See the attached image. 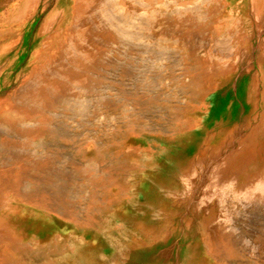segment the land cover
Segmentation results:
<instances>
[{
	"label": "rangeland",
	"instance_id": "374dc122",
	"mask_svg": "<svg viewBox=\"0 0 264 264\" xmlns=\"http://www.w3.org/2000/svg\"><path fill=\"white\" fill-rule=\"evenodd\" d=\"M24 1L0 0V21ZM102 1L108 12L97 8L95 17L117 39L83 42L77 0H39L35 22L24 35L15 31L17 45L5 55L0 230L16 243H35L25 255L9 250L8 261L39 264L30 260L37 243L62 235L59 264H264V196L253 197L264 189V152L257 151L264 145V0H132L137 12L130 0ZM151 9L188 18L160 27L169 31L161 35L140 24ZM101 42L98 60L84 54ZM62 44L71 55L59 52ZM54 61L67 69L64 78ZM36 84L49 95L33 105L40 120L29 109L10 113ZM37 125L54 136L42 138ZM37 157L51 163L42 177ZM12 181L56 200L67 190L80 211L103 219L70 224L20 201ZM1 236L3 254L9 243Z\"/></svg>",
	"mask_w": 264,
	"mask_h": 264
},
{
	"label": "bare ground",
	"instance_id": "6f19581e",
	"mask_svg": "<svg viewBox=\"0 0 264 264\" xmlns=\"http://www.w3.org/2000/svg\"><path fill=\"white\" fill-rule=\"evenodd\" d=\"M78 3H77V6H76V10L75 12H80L81 14V17H80V21L82 22V27L80 28L79 31L80 32V35H79V38H81V41L83 42H87L89 40H92L93 42H97L96 40H94V36H100V35H105V36H108V35H111L113 39H117L118 36L116 35V32L115 31H111V29L108 27V24L105 23L104 21H101V20H97V17H95V10L97 8H100L102 9V11L104 10L105 12H108V9L107 8H104V3L102 0H77ZM156 0H151V2H155ZM195 1V0H194ZM201 1V0H200ZM197 2V1H196ZM129 6H131L132 8L134 7L135 10L134 11H138V10H141L140 8L137 7L136 5V2L132 3V0H130L129 2ZM175 3L176 0H175ZM39 4V0H25L23 5L21 6V8L17 11V12H13L9 17H6L5 19L1 20L0 21V73L1 71H3L2 69H6L8 66L7 64L9 63V60L6 59L5 55L6 53L8 52V50L10 48H14L16 45H17V41H16V36H15V31H20L22 32V34L24 35V33H26L28 31V29L31 27V25L35 22V19L37 18V13L35 12V9L36 7L38 6ZM178 4V3H177ZM176 4V5H177ZM124 5H125V2H124ZM122 5V6H124ZM128 6V5H127ZM126 6V7H127ZM188 6V5H187ZM154 7V5H153ZM161 6H159L160 8ZM165 7V5H164ZM182 7V6H181ZM49 8V7H48ZM104 8V9H103ZM166 8V7H165ZM185 8V11H186V8L187 7H183ZM46 11V9H45ZM146 11V10H145ZM177 11V10H175ZM221 11V10H220ZM134 12V13H136ZM166 12V11H165ZM178 12H180V10H178ZM149 14H145V15H148L147 17L148 18H145V20L147 19V22H142L140 23L141 25H144V26H150V27H154V31L161 34V35H166L167 33H169V31H166L165 30H162L160 27H163V28H167V29H173V28H177L179 25H181L182 23H184L185 21V18H188L186 17L187 15H180L178 14L177 12H175L176 14H173V15H166L164 14V11H159V10H155V9H151L148 11ZM166 13H170V12H166ZM226 13V12H225ZM140 14V13H139ZM171 14V13H170ZM222 14V13H221ZM197 16H199L197 14ZM200 17V16H199ZM199 17H198V20H199ZM228 18V17H226ZM82 19V20H81ZM190 19V18H189ZM229 20V19H228ZM159 21V22H158ZM206 21V20H205ZM227 21L226 20H219L217 21V23H226ZM231 22V21H230ZM233 22V21H232ZM228 23V22H227ZM226 23V24H227ZM158 25V28L155 29V25ZM210 24V23H209ZM234 24V23H233ZM231 26V25H229ZM262 26V25H261ZM132 27V26H131ZM43 29H45V24L43 25L42 27ZM76 28V27H75ZM133 28V27H132ZM238 28V27H237ZM129 29V27H128ZM221 29V28H220ZM230 29V27H229ZM232 29V28H231ZM75 30V29H74ZM73 30V31H74ZM233 30V29H232ZM78 30H75L74 32H76ZM115 32V34L113 33ZM126 32V31H125ZM123 31L121 30L120 31V34H122ZM228 33V31H227ZM170 35V34H169ZM56 36V35H55ZM224 36V35H223ZM227 38H228V35H226ZM162 37V36H161ZM197 39V38H195ZM220 39V38H219ZM222 39V38H221ZM53 40V39H52ZM111 40V39H110ZM215 40V39H214ZM50 41V40H49ZM162 42H164V40H162ZM167 42V40H166ZM177 42V40H176ZM196 42V41H195ZM198 42V41H197ZM200 42V41H199ZM223 43V42H222ZM228 43V42H227ZM63 45V44H62ZM59 46V52L61 51H66L69 55H71V48L68 46ZM83 45V43H82ZM164 46V45H163ZM88 48V50L84 53L86 56L88 54V56H91L94 58V60H98L102 51L106 48V44L105 43H98L97 44V47L96 48H91V46H86ZM82 48V47H81ZM224 50V49H223ZM43 53V52H42ZM162 53V52H161ZM41 54V53H40ZM180 56V55H179ZM71 59L74 61H79L73 57H71ZM92 59V58H91ZM93 60V61H94ZM98 62V61H97ZM87 62H85V65H86ZM260 63V61H259ZM15 66L17 65L16 63H14ZM84 64V63H83ZM128 65H131L129 63H127ZM261 64V63H260ZM48 65V64H47ZM53 67V70H57L58 72L60 71L61 72V79L64 78V75L66 76L68 74L67 72V69H65L60 63H57L56 61H54V63L51 64ZM50 65V66H51ZM79 65V63H78ZM262 65V64H261ZM88 66H90L88 63H87V68ZM11 67V66H10ZM92 67V66H90ZM81 68V67H80ZM94 69V68H92ZM151 69V68H150ZM52 70V69H51ZM90 70V69H89ZM144 70V69H143ZM38 69H35V72L33 73V76L36 75L38 73ZM147 71V70H146ZM145 71V72H146ZM149 71V70H148ZM218 69H211L209 72L207 73H217ZM40 72V71H39ZM45 73L48 74V72L46 71ZM78 74V73H77ZM81 74V72L79 73ZM96 74V73H95ZM42 75V73H41ZM84 75V74H83ZM40 76V74L38 75ZM75 76V75H74ZM37 77V76H35ZM97 76H95L96 78ZM74 78V77H73ZM85 78V76H84ZM80 76H76L75 77V80H78L81 84H86L87 82L89 83L88 80L84 79ZM133 78V77H132ZM138 78V77H137ZM136 78V79H137ZM135 79V80H136ZM1 80V78H0ZM138 80V79H137ZM140 81H142L140 79ZM144 81V80H143ZM226 81V80H225ZM9 81H7L5 83V81L3 82L4 85H7ZM137 84V83H136ZM212 84V83H211ZM3 85V87H4ZM159 85V84H158ZM2 86V85H1ZM88 86V84L86 85ZM97 86V85H96ZM95 86V87H96ZM156 87V86H155ZM179 88V87H178ZM221 89L225 90L224 87H220ZM98 89V88H96ZM150 90V89H148ZM164 90V89H163ZM30 94L28 95L29 99H26L25 103L23 105H21L19 108V110H17L18 108H14L12 107L11 110L9 111L10 113L12 114H17L18 112H20V110L22 111L21 108H23V111L24 109L27 111H29L28 113L31 114V117H33V119L35 120H40V116L42 115V112H40V110H36L34 108L35 104L37 103L38 99L39 98H45V97H48L49 95H47L48 93H45V89H43L39 84H36L34 86H31L30 87ZM155 91V90H153ZM148 93V92H147ZM146 93V94H147ZM148 96V94H147ZM34 105V106H33ZM115 105V104H114ZM82 106V105H81ZM106 107V106H105ZM29 109V110H28ZM105 109V108H104ZM107 109V107H106ZM119 110V109H118ZM85 112V111H84ZM104 113V112H103ZM101 113L98 117H101V115L103 114ZM40 114V115H39ZM45 117V115H44ZM102 119V118H100ZM101 123L103 124V122L101 121ZM100 123V124H101ZM101 124V125H102ZM44 125H40L38 126L37 125V128H34V131L35 132H38V131H41V136L42 138H46L48 140H50V138H52L54 135L53 133H48L44 130ZM19 132V131H18ZM32 137H34V135H31ZM35 138V137H34ZM56 138V137H55ZM55 140V139H54ZM53 140V141H54ZM27 145V144H26ZM24 146V145H23ZM99 151V150H98ZM257 151L259 152H264V145L260 146L259 149H257ZM100 153V152H98ZM36 156V155H35ZM98 156V155H97ZM35 159V158H34ZM35 167L37 170H39L41 172V177L43 176V172L45 170H47L50 166H51V163L48 161V160H45L43 158H39L37 157L35 160ZM230 161V160H229ZM231 163V162H230ZM27 166H33L32 164H29L27 163L26 164ZM54 166V165H53ZM12 185H16L18 186L19 188L16 190V194L18 196V199L24 203H27L28 205H32L34 206L35 208H37L38 210H41L43 212H46V213H51L52 215H55L57 217H60L62 218L63 220H66L68 221V223L70 224H74V225H77V226H80V227H84L83 225L85 224H90V225H97L99 223H97L96 220H102L103 218L101 219H96L94 221V214H90L88 212V210L84 211V208H83V211H80L81 209H79V207L77 208L76 205L74 204V198L71 194H69L70 192L67 191V190H64L62 193V195L60 196V198L58 200L54 199V197L52 195H46L44 194L43 192L44 191H36V192H29L28 190H26V188H22L18 183V181H12L11 182ZM33 184V183H32ZM36 185V184H35ZM27 186V185H26ZM52 196V197H51ZM252 196V195H251ZM264 196V189L263 191H260L258 190L256 192V194L253 196V197H259L261 199V197ZM226 200V199H225ZM220 203V202H219ZM226 204H231V201H227ZM97 206V204L95 205ZM222 206V205H221ZM220 206V207H221ZM75 209L78 211L79 214L75 215L73 212H72V209ZM95 208V207H94ZM97 208V207H96ZM225 210V209H223ZM226 211V210H225ZM91 212V211H90ZM85 214V216H83ZM48 215V214H47ZM51 215V216H52ZM54 217V216H53ZM80 217H82L83 219H80ZM229 217V216H228ZM80 219V221H79ZM229 220V219H228ZM218 223V222H217ZM225 223V222H224ZM223 225V224H222ZM225 225V224H224ZM87 226V225H85ZM209 226V225H208ZM218 227V226H216ZM215 227V228H216ZM225 227V226H223ZM222 227V228H223ZM107 229V228H106ZM225 229V228H224ZM121 231V230H120ZM222 231V230H221ZM214 232V231H213ZM0 233L2 234L1 237H3V239H5L6 241H8V250L3 253V254H0V264H16L14 262H10L8 261L11 253L9 250H11L12 252L15 251L17 254L20 253L22 255H25L28 253V251L31 249V248H34L33 246V241L29 242V243H25V242H22V243H16L15 241H12L9 239V237L7 235H3V233L1 232L0 230ZM215 233V232H214ZM220 232H218L219 234ZM0 234V235H1ZM224 234V233H223ZM223 234L221 233V236H223ZM122 235V234H121ZM211 235V234H210ZM216 235V234H215ZM81 236V235H80ZM120 236V235H119ZM124 236V235H123ZM57 237V236H56ZM60 237H62V235H60ZM58 235L57 238L53 239L50 243H47V244H38L37 243V251L35 252L36 254V259H30L32 260V262L34 261L35 263H39L41 264L40 262H42V264H59L60 261H58L59 257H62L65 255V250L64 247L62 249V246H59L61 243H63V240L61 239ZM117 237V236H115ZM216 238V237H215ZM223 238V237H222ZM81 239V238H80ZM123 239V238H122ZM238 239V238H237ZM237 239L234 240L233 238V243H232V246L233 248L235 247L236 249H240L241 245L237 244ZM39 240V239H38ZM84 240V239H83ZM111 240V239H110ZM117 240V239H116ZM224 240V239H223ZM246 240V239H245ZM260 242H259V246H261V248L263 247L264 248V236H261L260 237ZM118 241V240H117ZM122 241V240H121ZM198 241V240H197ZM218 240H216V243H217ZM225 241V240H224ZM213 242V241H212ZM228 242V241H227ZM72 243V242H71ZM83 243V241H82ZM116 243V241H115ZM220 243V242H219ZM239 243V241H238ZM35 244V243H34ZM67 246H69V248L71 250H74L75 248V244H69V243H66ZM194 244V243H193ZM192 244V245H193ZM214 244V243H213ZM256 244V243H255ZM62 245V244H61ZM84 245V244H83ZM215 245V244H214ZM253 245V243H252ZM258 246V244H257ZM88 247V246H87ZM249 247V246H248ZM195 248V247H194ZM210 248V247H209ZM214 248V247H213ZM244 248H247L246 246L241 249V251L244 249ZM262 248V249H263ZM35 249V248H34ZM66 249V248H65ZM238 249V250H239ZM250 249V248H249ZM84 250V249H83ZM87 250V249H86ZM208 250V249H207ZM237 250V251H238ZM251 250V249H250ZM80 251V250H79ZM209 251V250H208ZM214 251V250H213ZM247 252V249L245 250ZM84 252V251H83ZM192 252V251H191ZM219 252V251H217ZM233 252V251H232ZM236 252V250H235ZM25 253V254H24ZM68 253V252H67ZM195 253V251H194ZM211 253V251H210ZM215 253V252H214ZM237 253V252H236ZM244 253V252H243ZM255 253V252H254ZM34 254V253H33ZM69 254V253H68ZM208 254V253H207ZM229 254V253H228ZM238 254V253H237ZM241 254V253H240ZM80 255V253H79ZM87 255V254H86ZM195 255V254H194ZM223 255V254H222ZM221 255V256H222ZM232 255L231 253L229 254V256ZM244 255V254H243ZM254 255V254H253ZM191 256V255H190ZM219 256L221 258V261H223L224 258L223 255L222 257ZM234 256V255H233ZM232 256V257H233ZM212 257V256H211ZM236 257V256H235ZM255 257V256H254ZM87 258V257H86ZM234 258V257H233ZM249 258V257H248ZM100 259V258H99ZM99 259L95 260V261H98ZM87 260V259H85ZM230 260V258H229ZM258 260V259H257ZM77 261V260H76ZM100 261V260H99ZM227 261V260H226ZM252 261V260H251ZM68 262V261H67ZM70 262V261H69ZM83 262V261H82ZM85 262V261H84ZM87 262V261H86ZM71 263V262H70ZM110 263V262H109ZM228 263V262H227ZM233 263H235L233 261ZM245 263V262H244ZM250 263V262H249ZM22 264H24V262H22ZM65 264V263H64ZM68 264V263H67ZM73 264V263H72ZM85 264H89V263H85ZM240 264V262H239Z\"/></svg>",
	"mask_w": 264,
	"mask_h": 264
}]
</instances>
